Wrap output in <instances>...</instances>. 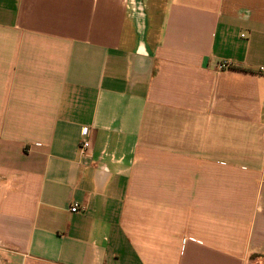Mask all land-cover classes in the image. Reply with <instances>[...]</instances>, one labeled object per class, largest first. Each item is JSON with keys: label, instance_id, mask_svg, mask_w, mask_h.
I'll list each match as a JSON object with an SVG mask.
<instances>
[{"label": "crops", "instance_id": "crops-1", "mask_svg": "<svg viewBox=\"0 0 264 264\" xmlns=\"http://www.w3.org/2000/svg\"><path fill=\"white\" fill-rule=\"evenodd\" d=\"M0 264H264V0H0Z\"/></svg>", "mask_w": 264, "mask_h": 264}, {"label": "built area", "instance_id": "built-area-1", "mask_svg": "<svg viewBox=\"0 0 264 264\" xmlns=\"http://www.w3.org/2000/svg\"><path fill=\"white\" fill-rule=\"evenodd\" d=\"M229 66V62L227 61H222L221 63H219L217 65V67L219 69L222 68H227ZM82 135L84 136V138L81 140L80 145H79V152L80 155L82 156V158L88 159L89 158V148H90V143L87 139V135H88V130L86 128H84L82 130ZM79 210V205L74 203L71 207H70V211L71 212H77Z\"/></svg>", "mask_w": 264, "mask_h": 264}]
</instances>
